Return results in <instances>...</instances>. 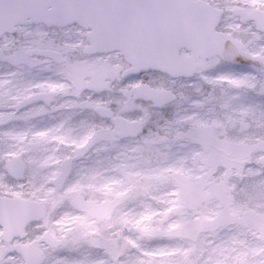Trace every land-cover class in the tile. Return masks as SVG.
Segmentation results:
<instances>
[{
  "label": "rangeland",
  "instance_id": "obj_1",
  "mask_svg": "<svg viewBox=\"0 0 264 264\" xmlns=\"http://www.w3.org/2000/svg\"><path fill=\"white\" fill-rule=\"evenodd\" d=\"M237 28L253 32L246 47L260 63L204 60L189 80L154 71L126 80L119 52H82L78 25H29L0 38V195L47 204L22 240L47 231L63 240L39 244L41 264H264V168L256 162L264 153V36L256 24ZM33 46L60 50L67 62L29 57ZM22 67L34 74L25 79ZM144 80L176 89L178 100L158 110L133 99L131 87ZM37 88L55 100L16 109ZM98 105L163 125L119 139ZM16 154L28 164L22 181L4 166ZM69 156L73 169L58 191L53 180ZM1 233L0 264H24Z\"/></svg>",
  "mask_w": 264,
  "mask_h": 264
},
{
  "label": "water",
  "instance_id": "obj_2",
  "mask_svg": "<svg viewBox=\"0 0 264 264\" xmlns=\"http://www.w3.org/2000/svg\"><path fill=\"white\" fill-rule=\"evenodd\" d=\"M222 10L205 0H0V37L15 33L19 25L43 23L47 26H67L78 23L87 32L88 54L120 51L131 66L123 73L130 77L149 70H159L172 77H192L198 68L199 57L216 55L237 63L250 60L239 42L230 34L217 31ZM249 19L255 20L264 31V10L254 9ZM191 51L183 57L181 50ZM28 55H39L63 63L67 58L58 50L31 48ZM135 98L152 101L157 108L175 101L177 95L170 89L154 88L142 83L132 88ZM52 92H42L28 97L18 105L24 107L32 101L52 99ZM104 118L112 117L113 111L97 107ZM116 133L122 138L138 136L142 132L139 120L123 116L113 118ZM72 158L64 159L61 171L53 180L61 190L72 170ZM264 164V156L259 160ZM9 174L23 180L26 163L20 155L6 161ZM46 215V206L40 201L22 197L0 195V225L2 237L11 242L16 237H26L29 223L40 221ZM60 246L62 241L46 232L28 244H16L25 264H40L42 256L38 242Z\"/></svg>",
  "mask_w": 264,
  "mask_h": 264
},
{
  "label": "flooded vegetation",
  "instance_id": "obj_3",
  "mask_svg": "<svg viewBox=\"0 0 264 264\" xmlns=\"http://www.w3.org/2000/svg\"><path fill=\"white\" fill-rule=\"evenodd\" d=\"M209 1L212 5H214L215 7L219 8V9H222V17H221V20H220V23L218 25V30L219 31H222V32H225V33H228L230 35H232L235 39H237L245 48V50H247V42L249 41V38L252 37L253 35V32H249L247 33L246 35H244V33H241L238 28H237V25H238V22L244 24V25H255L256 22L253 21V20H250L249 19V9H247L244 5H238L236 2H233L231 0H216V1H211V0H207ZM246 10V11H245ZM257 25V24H256ZM236 26V27H235ZM51 28H55V27H51ZM261 32V31H259ZM261 35L264 36V33L261 32ZM85 37H86V44L81 48L82 49V52L84 53V49L89 46V40L87 38V31H85ZM36 47H42V46H33V48H36ZM85 54V53H84ZM182 54L183 56L187 57L190 55V52H187L185 49L182 51ZM87 55V54H86ZM94 55H99V54H93L92 56ZM34 58H37V59H45L44 57L42 56H36V55H33ZM91 56V55H90ZM33 58V57H32ZM253 58V63L251 65H254V64H258L260 63L259 61H256L257 56H252ZM212 59H220L221 58L218 56V57H214ZM204 60H210V59H204V58H199V65L201 64L202 61ZM221 62L225 63L227 65V67H240V68H246L244 66H237V65H234V64H231L229 62H226V61H223L221 60ZM128 67H126L123 71H122V76L124 79H130V78H126L124 77L123 73L124 71L127 69ZM22 69H24L25 73L24 75L26 76L25 79H27L29 73H32L34 74V72H30V70L28 69V67H22ZM137 76L138 78L141 76V74H137V75H134L132 77H135ZM131 77V78H132ZM179 79H184V80H189L190 78H179ZM35 80H39L38 77L35 78ZM139 84V83H138ZM137 85V84H135ZM135 85H133L132 87H134ZM131 87V89H132ZM171 88V87H169ZM173 89L176 93V89L174 88H171ZM43 90H40L39 88H37L36 90H34L32 93L28 94L27 96H24L17 104H15V107L16 109L20 110L21 108L23 107H18V105L21 104V101L27 97H30V96H33V95H36V94H39L40 92H42ZM55 100V96L50 100L49 103H46L45 101L43 100H36V101H32L30 102L29 104H27L25 107H30V106H33L34 104H45V105H49L51 104L53 101ZM102 106H106V105H102ZM109 107V106H107ZM111 108L114 113L116 114V109L114 108V106L112 105ZM116 115H119V114H116ZM8 143V142H6ZM73 158V157H72ZM74 159V158H73ZM27 164V162H26ZM0 167H1V160H0ZM6 170V168H5ZM27 171H28V164H27V168H26V173H25V176L27 174ZM43 235V234H42ZM41 235V236H42ZM40 236V237H41ZM17 242H20L19 239H17ZM17 242H13L14 243H17ZM42 243V242H41ZM39 243V244H41ZM47 243V242H46ZM38 244V245H39ZM48 244V243H47ZM15 245V244H14Z\"/></svg>",
  "mask_w": 264,
  "mask_h": 264
},
{
  "label": "trees",
  "instance_id": "obj_4",
  "mask_svg": "<svg viewBox=\"0 0 264 264\" xmlns=\"http://www.w3.org/2000/svg\"><path fill=\"white\" fill-rule=\"evenodd\" d=\"M237 3H240L246 7H261L264 8V0H237ZM162 122L159 121L153 127L148 126L147 124L144 125V133L148 135H155L159 132L157 131L159 128L162 127ZM215 207V206H214Z\"/></svg>",
  "mask_w": 264,
  "mask_h": 264
},
{
  "label": "clouds",
  "instance_id": "obj_5",
  "mask_svg": "<svg viewBox=\"0 0 264 264\" xmlns=\"http://www.w3.org/2000/svg\"><path fill=\"white\" fill-rule=\"evenodd\" d=\"M157 131L159 132V129Z\"/></svg>",
  "mask_w": 264,
  "mask_h": 264
}]
</instances>
